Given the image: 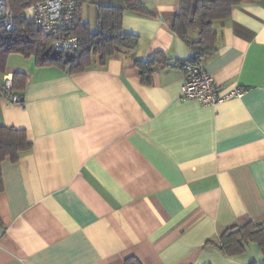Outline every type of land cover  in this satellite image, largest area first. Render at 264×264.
<instances>
[{"label":"crops","instance_id":"obj_1","mask_svg":"<svg viewBox=\"0 0 264 264\" xmlns=\"http://www.w3.org/2000/svg\"><path fill=\"white\" fill-rule=\"evenodd\" d=\"M122 30L129 53L78 72L22 68L25 105L0 96V123L23 128L31 148L1 163L0 264H264L255 242L224 254L221 232L264 220V0H243L217 21L202 67L241 97L202 104L183 96L178 61L191 50L171 30L178 0H140ZM98 5L79 16L94 30ZM193 38L197 37L192 32ZM162 52L143 80L134 58Z\"/></svg>","mask_w":264,"mask_h":264},{"label":"trees","instance_id":"obj_2","mask_svg":"<svg viewBox=\"0 0 264 264\" xmlns=\"http://www.w3.org/2000/svg\"><path fill=\"white\" fill-rule=\"evenodd\" d=\"M40 0H7L14 13L15 26L11 31L0 29V96L3 95L2 76L7 73L6 62L11 54L24 58H33L38 67L55 66L70 73L78 72L94 65H103L108 57L120 53H129L137 46L139 38L122 30V17L125 9L149 13L140 0H123V6L98 5L96 15L98 23L92 29L87 21L77 15L70 28V34L77 37L75 47L56 50L54 42L57 35L41 30L36 24L24 18V11ZM243 0H178L179 9L174 13L170 27L191 50V56L176 64L181 68L185 62L199 63L203 57L216 51L219 35L214 30L217 21L230 17L232 8ZM256 1V0H251ZM192 32L197 37L191 36ZM134 64L140 69L143 80L149 81L157 63L167 64L162 52H156L151 58H134ZM13 89L22 90L26 82L23 71L12 72ZM31 148L26 131L23 128L5 126L0 123V191L3 190L1 163L5 159L15 162ZM255 242L264 253V220H247L244 223L224 229L218 237L217 247L226 255L242 253L245 245ZM124 264H141L135 256H128ZM247 264H257L251 260Z\"/></svg>","mask_w":264,"mask_h":264},{"label":"built area","instance_id":"obj_3","mask_svg":"<svg viewBox=\"0 0 264 264\" xmlns=\"http://www.w3.org/2000/svg\"><path fill=\"white\" fill-rule=\"evenodd\" d=\"M79 0H40L24 11V18L36 24L41 30L57 35L54 48L75 47L77 37L70 34V28L77 15ZM15 26L14 13L7 0H0V29L11 31ZM184 75L183 96L197 99L202 104H214L234 97H241L246 89L242 87L223 88L199 63L185 62L181 65ZM3 96L11 103L25 105L22 95L13 89L12 74L2 76Z\"/></svg>","mask_w":264,"mask_h":264},{"label":"rangeland","instance_id":"obj_4","mask_svg":"<svg viewBox=\"0 0 264 264\" xmlns=\"http://www.w3.org/2000/svg\"><path fill=\"white\" fill-rule=\"evenodd\" d=\"M27 63H32V59H26L24 57H22L19 54H11L9 55V57L7 58V62H6V71L7 70H12L14 68H22L24 66L27 65ZM1 79V77H0Z\"/></svg>","mask_w":264,"mask_h":264}]
</instances>
